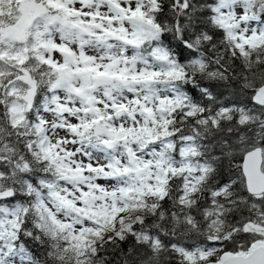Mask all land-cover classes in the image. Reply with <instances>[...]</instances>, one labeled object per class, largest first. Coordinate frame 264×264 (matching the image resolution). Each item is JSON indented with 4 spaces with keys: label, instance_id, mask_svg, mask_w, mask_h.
Instances as JSON below:
<instances>
[{
    "label": "snow or ice",
    "instance_id": "6c2138e0",
    "mask_svg": "<svg viewBox=\"0 0 264 264\" xmlns=\"http://www.w3.org/2000/svg\"><path fill=\"white\" fill-rule=\"evenodd\" d=\"M0 264H264V0H0Z\"/></svg>",
    "mask_w": 264,
    "mask_h": 264
}]
</instances>
